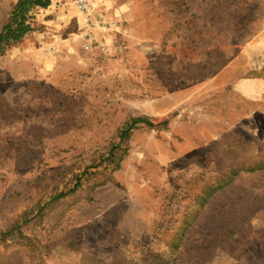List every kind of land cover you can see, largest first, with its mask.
I'll use <instances>...</instances> for the list:
<instances>
[{"label":"rangeland","instance_id":"374dc122","mask_svg":"<svg viewBox=\"0 0 264 264\" xmlns=\"http://www.w3.org/2000/svg\"><path fill=\"white\" fill-rule=\"evenodd\" d=\"M73 1L0 52V264H264V0Z\"/></svg>","mask_w":264,"mask_h":264},{"label":"trees","instance_id":"16d2710c","mask_svg":"<svg viewBox=\"0 0 264 264\" xmlns=\"http://www.w3.org/2000/svg\"><path fill=\"white\" fill-rule=\"evenodd\" d=\"M50 0H16L9 11L6 22L0 28V52H3L13 43L20 41L26 33L32 30L29 14L35 8H46ZM143 123L152 126V122L147 117H134L131 123L121 131V137H126L130 130L137 124ZM80 178L77 179L71 190L79 185Z\"/></svg>","mask_w":264,"mask_h":264},{"label":"crops","instance_id":"0c3cea01","mask_svg":"<svg viewBox=\"0 0 264 264\" xmlns=\"http://www.w3.org/2000/svg\"><path fill=\"white\" fill-rule=\"evenodd\" d=\"M238 88L243 93L246 91L249 93L250 96H255L256 94L260 93L264 89V78L254 77V78H245L238 83Z\"/></svg>","mask_w":264,"mask_h":264},{"label":"built area","instance_id":"2783aa9c","mask_svg":"<svg viewBox=\"0 0 264 264\" xmlns=\"http://www.w3.org/2000/svg\"><path fill=\"white\" fill-rule=\"evenodd\" d=\"M73 3L75 5V7H77L78 10H80V11H82L88 15L92 14L93 9L87 0H74ZM91 38H92V36H90V39Z\"/></svg>","mask_w":264,"mask_h":264}]
</instances>
